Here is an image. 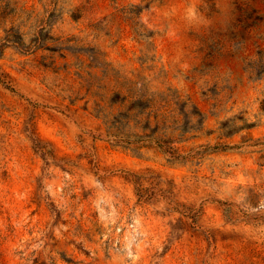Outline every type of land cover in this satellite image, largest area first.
I'll return each mask as SVG.
<instances>
[{
    "label": "rangeland",
    "instance_id": "1",
    "mask_svg": "<svg viewBox=\"0 0 264 264\" xmlns=\"http://www.w3.org/2000/svg\"><path fill=\"white\" fill-rule=\"evenodd\" d=\"M0 264H264V0H0Z\"/></svg>",
    "mask_w": 264,
    "mask_h": 264
}]
</instances>
